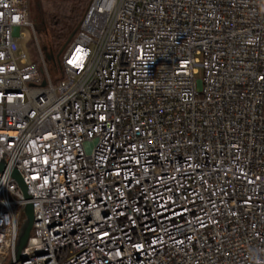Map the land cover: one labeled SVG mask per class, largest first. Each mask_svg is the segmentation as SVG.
<instances>
[{"label": "built area", "instance_id": "1", "mask_svg": "<svg viewBox=\"0 0 264 264\" xmlns=\"http://www.w3.org/2000/svg\"><path fill=\"white\" fill-rule=\"evenodd\" d=\"M28 2L0 0L18 263L264 264V0H90L57 62ZM25 205L0 173V264Z\"/></svg>", "mask_w": 264, "mask_h": 264}, {"label": "trees", "instance_id": "2", "mask_svg": "<svg viewBox=\"0 0 264 264\" xmlns=\"http://www.w3.org/2000/svg\"><path fill=\"white\" fill-rule=\"evenodd\" d=\"M89 2L90 0H29L28 21L34 28H46L48 41L42 47L52 55H60L74 38Z\"/></svg>", "mask_w": 264, "mask_h": 264}, {"label": "water", "instance_id": "3", "mask_svg": "<svg viewBox=\"0 0 264 264\" xmlns=\"http://www.w3.org/2000/svg\"><path fill=\"white\" fill-rule=\"evenodd\" d=\"M46 59L48 61H52V54L46 55ZM0 173L9 175L11 178L14 179L26 203V205L23 207V210H22L23 219L21 220V223L19 225L17 240H16V243L13 249V256L10 262V264H19L18 261L23 259V257L21 256V252L26 245V242L29 238V234L32 228V222H33V217H34L33 209H32V200L17 170L5 165L3 158L0 162Z\"/></svg>", "mask_w": 264, "mask_h": 264}, {"label": "rangeland", "instance_id": "4", "mask_svg": "<svg viewBox=\"0 0 264 264\" xmlns=\"http://www.w3.org/2000/svg\"><path fill=\"white\" fill-rule=\"evenodd\" d=\"M34 29L36 33H38L37 34L38 44L40 46H43L44 44L43 47H45L48 41L46 28L44 26H40L39 28L35 27ZM39 31H40V34H39ZM19 32L21 36L19 38H16V42L18 45V52H23L26 55L29 62H35L36 61L35 60V56H36L35 46L36 45H35L34 40L32 41V32L30 28L22 27ZM45 53H47V55L50 54V52L47 49ZM60 55H52V61L57 62ZM8 262L9 260H7L4 264H8Z\"/></svg>", "mask_w": 264, "mask_h": 264}]
</instances>
